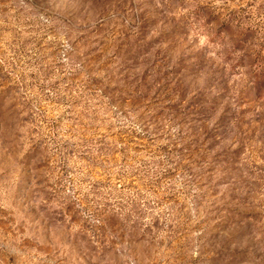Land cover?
<instances>
[{
  "label": "rangeland",
  "instance_id": "rangeland-1",
  "mask_svg": "<svg viewBox=\"0 0 264 264\" xmlns=\"http://www.w3.org/2000/svg\"><path fill=\"white\" fill-rule=\"evenodd\" d=\"M0 264H264V0H0Z\"/></svg>",
  "mask_w": 264,
  "mask_h": 264
},
{
  "label": "trees",
  "instance_id": "trees-1",
  "mask_svg": "<svg viewBox=\"0 0 264 264\" xmlns=\"http://www.w3.org/2000/svg\"><path fill=\"white\" fill-rule=\"evenodd\" d=\"M162 174H164V172H163ZM157 186H158V185H157ZM157 186H156V187H157ZM105 218H106V220H108V217H105ZM109 218H110V217H109ZM96 220L99 221L100 219L97 218ZM111 221L113 222V219H112V218H111ZM116 224H118V223L115 222V224H112L111 226H112V227H115Z\"/></svg>",
  "mask_w": 264,
  "mask_h": 264
}]
</instances>
